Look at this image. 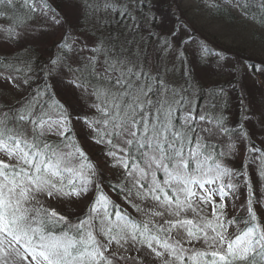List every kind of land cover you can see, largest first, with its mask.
<instances>
[{"label":"snow or ice","instance_id":"1","mask_svg":"<svg viewBox=\"0 0 264 264\" xmlns=\"http://www.w3.org/2000/svg\"><path fill=\"white\" fill-rule=\"evenodd\" d=\"M142 2L77 0L80 19L95 38L89 43L78 34L70 40L65 32L56 54L39 68L31 57L0 53V87L20 93L12 105L0 100V264H264V221L252 195L247 217L227 211L241 186L252 187L243 164L230 166L237 140L247 156L259 153L257 173L264 179V149L252 140L264 137V111L255 132L240 121L234 128L222 107L225 89L214 88L213 102L201 105L190 69L183 84L169 82L174 61L184 65L187 51L164 41L161 52L174 49L172 69L148 58L143 38L136 37L142 30L151 35L156 17L139 14ZM203 3L219 8L216 0ZM229 5L264 26V0ZM18 9L27 17L19 23ZM0 18L16 23L2 29L8 47L67 23L49 0H0ZM181 30L187 33L183 25ZM176 31L173 25V36ZM188 42L197 45V62L206 61L210 50ZM215 57L223 68L227 58ZM243 68L252 70L245 75L264 73V64L238 61L231 74ZM66 88L86 112L60 99ZM238 100L244 112L256 115L246 96ZM77 125L88 143L99 146L103 167L85 152ZM105 168L114 179L105 180ZM105 186L127 208L105 194ZM78 203L84 204L79 212L69 210ZM255 204L264 208V196ZM55 205H66L64 212Z\"/></svg>","mask_w":264,"mask_h":264},{"label":"trees","instance_id":"2","mask_svg":"<svg viewBox=\"0 0 264 264\" xmlns=\"http://www.w3.org/2000/svg\"><path fill=\"white\" fill-rule=\"evenodd\" d=\"M180 1L181 0H165L161 2V0H143V2L140 5L139 14L141 16H155L156 17L155 23L152 25L151 35H149L147 31L142 30L140 33V36L136 37L137 39L142 37L144 40V45L142 46L143 52L147 53L148 58L153 63L158 62L162 68L166 66L167 68L172 69L173 61H174V49L161 52V49L164 47V41H168L169 43H172L174 45H177V42H178V45L180 47L181 45H183L184 49L188 48L186 50L187 58H190L188 57V54L190 52L194 56L193 58H194V61L196 62H197L196 56L200 54L199 52H195L197 45L195 43H189L188 41H196V42H199L200 44H203L205 47H207L210 50V52L208 54L206 61L198 62L199 68L211 74L210 80L218 78L219 83L211 88H209L208 85L204 86L200 84V81L198 83L195 79V75H194L195 72H192L190 65H187V64L182 65L179 60L174 61L176 70L174 72H169L168 74L167 78L169 82L176 81L177 84H183L185 68L190 69L192 76L194 77V80L192 81V83L194 85L198 84V87H197L199 88L197 90L198 95H199L198 103L201 105L213 102L210 97V94L207 95V92L210 93L214 88L215 89L223 88V89H227L228 91L230 90L228 95L225 97L226 106L222 105V107H225L224 114H225V118L228 124L234 128H238L239 125H237V121H240L247 130L252 131L253 124L256 125V122H258V115L255 109V104L257 102L255 101V98H252L251 102L247 100L248 101L247 106H251L252 110L256 113V115L249 116L246 112H244L240 108L239 103L238 104L235 103V98L237 94L239 93L238 85L241 84L242 86L243 85L246 86V91L248 92V88H250V79H248L247 77L248 75H245V73L251 72L252 70H248L245 68L243 71L237 72L233 76L231 74L233 65L230 66L226 64V61H221L220 63L224 64V67L218 68L215 54L221 53L226 58L228 55H230L231 57H237L238 61L243 60L242 62L243 64L257 65L259 64L258 60H255L253 56H251L250 54H247L248 53L247 51H253V49L245 50L244 48H241V49H235L231 51L230 49H233V48L227 46L224 41H220L216 37L209 38V35L205 36L202 32H200L196 28V26L198 27V24L195 22V18L191 19L187 16L188 13L184 11L182 5L180 4ZM49 2L54 3L52 2V0H49ZM198 2L204 6L203 0H199ZM216 3L219 5L218 9H209L206 7L207 14L210 13L214 21H225V23L227 24L229 23L236 24L238 22L237 20L234 19L235 17L233 14L235 13L230 8H228L229 0H216ZM252 11L256 12L257 9L253 8ZM18 12L21 14V9H18ZM230 12H232L233 14ZM7 15L11 17L12 13L9 12ZM16 16H17V21H16L17 23L23 22L25 20L18 15ZM162 16L164 17L163 23H161ZM206 16L208 15H203V17H206ZM240 17L242 19L241 23H244V24L242 25V27L240 26L241 28H239L238 32H235L233 34H236V33L241 34L242 31L245 32L247 30L248 23H251L250 20L248 19L244 20L242 16ZM0 19L5 22H9L11 24H16L10 19H5V18H0ZM177 20H179V23H177ZM182 24L184 27L189 29V32L185 33L183 30H181ZM256 24H258V26L260 27L259 23H256ZM65 25H67L68 27L70 26V24L68 23H66ZM173 25H175L176 30H177L174 36L172 35ZM86 28L88 32L86 36L90 40L89 43H91L92 39L95 38V35L92 34L91 25H88L86 21L79 19L78 29L80 32L84 33L83 35H85ZM110 30H113V29L111 28L106 29L105 35L107 34V31H110ZM180 37H182L183 39H180ZM181 41H184V43H181ZM56 44L57 43L54 41L51 43V46L48 47L49 52H52V53L54 52L52 56H54L57 52ZM10 53H12L13 55L9 56V59H14L15 57L18 56L20 57L21 61H24L28 57H31L34 67H37V68H39L40 65L44 64L49 58L47 55L40 53L38 50H34L31 47L22 52L14 49ZM228 61L230 60L228 59ZM236 64H237V61L234 63V65ZM20 66L22 67L23 64H21ZM255 75H256L255 73L250 75L251 80L253 79L252 77H254ZM254 78H257V77H254ZM229 94L233 95L232 100ZM248 96L249 94H246L247 99H248ZM250 98L251 97H249V99ZM60 99L66 104H70L68 102V98H64L62 96V92H60ZM263 99H264V90H263ZM231 103L233 104V106H231V110H230L229 106ZM261 108H262V111H264V103L262 104ZM211 111L213 113H216L218 110L212 109ZM177 116H179V113H177ZM76 131L81 136L80 143L82 144L85 150L84 144L86 140L83 138V134L81 132L79 125H77ZM261 149H264V148H261ZM253 160L255 159L253 158L251 161L248 160L246 164L243 163L244 171H247L246 173L251 177V184L253 183L254 185L256 184L258 185L259 182L264 181V179H261L257 173V168L260 165V161H256L257 160L256 159L255 162H253ZM235 164L237 166L236 169H240L241 164L239 163V161H235ZM248 191H249V194H251L253 197L254 195H256L258 190L248 189ZM253 200H254L253 207H255L256 205L255 199L253 198ZM247 216H239V217H247Z\"/></svg>","mask_w":264,"mask_h":264},{"label":"rangeland","instance_id":"3","mask_svg":"<svg viewBox=\"0 0 264 264\" xmlns=\"http://www.w3.org/2000/svg\"><path fill=\"white\" fill-rule=\"evenodd\" d=\"M77 0H52L56 6L59 7L60 11L62 14L67 18V23L70 24V38L71 39H76L77 35H80V38H89L86 35H83L84 33L80 32L78 29V20L80 17V11L79 8L76 6ZM165 0H161L163 2ZM199 0H181L180 4L182 5L184 11L188 13V17L191 19L195 18V22L198 24V27L196 28L202 32L205 36L209 35V38L211 37H216L220 41H224L227 46L233 48L230 49L235 50V49H241L244 48L245 50L253 49V51H247V54H250L255 58V60H258V62L261 64H264V26H258L256 23H248L247 25V30L244 32L242 31L241 34L236 33L238 32L239 28L242 27L244 23L242 22L241 15L237 13L235 10L230 8V5H228L235 14L234 19L237 20L238 22L235 23H225V21H214L213 18L211 17V14H207V9L201 3L198 2ZM175 5V4H174ZM173 5V6H174ZM203 15H208L206 17H203ZM238 15V16H236ZM245 20V18H244ZM33 23H39V19L36 21H33ZM183 25V24H182ZM241 26V27H240ZM14 28L16 25L7 23V22H2L0 21V53H10L12 50L16 49L19 51H25L28 48H33L34 50H38L40 53H43L47 55L48 57L52 56L53 53L48 51V47L51 46L52 42L58 43L61 39V37L65 34V32H68L66 29L68 28L66 25L63 27H49L47 28L46 31H37L35 32L28 40L23 41L20 45H13L12 47H8L5 45L4 41L8 38L7 33L3 32L2 29L6 28ZM249 30V31H248ZM253 31V32H251ZM187 32H189V29H187ZM191 32V31H190ZM180 39H183L180 37ZM90 42V40H89ZM178 45V42H177ZM188 48H186L187 50ZM187 62H190L191 64V69L192 72H195V79L196 81L202 85H212L215 83V79L210 80V73L203 71L201 68H197L198 64L196 61L192 62L191 57H194L190 52L188 54ZM259 66V65H258ZM248 69V68H246ZM249 70V69H248ZM257 78H253L251 81V76L248 75V79H250V88H248L247 94L250 95L251 100L252 98H257V103L255 104V109H257L256 113L258 115V120H259V113L262 111L261 108V89L264 88V73H255ZM258 88H260L258 91H256ZM242 92L239 93L238 97L243 94L246 96V90L244 88H241ZM62 96L64 98H68V102L70 105L76 110L80 112H86L87 109L83 108L81 105L80 100L78 99L77 95L75 94L74 90L66 88L63 89L62 91ZM0 93L2 94L1 100H3L4 103L10 105L14 103L15 96L19 97L20 93L15 92L14 90L7 89L6 86L0 87ZM260 107V108H259ZM260 128L259 123L257 122L255 125V128L252 129L253 132H255L257 129ZM253 140L258 143V146L262 145L264 146V143L261 141L264 140V137H258L256 135H253ZM85 147L90 148L93 153H96L95 160L98 161L97 164H100L101 167L103 165L101 164V157L98 155L100 152L99 146L95 144H90L87 141H85ZM89 149V150H90ZM238 153H240L238 151ZM94 160V161H95ZM230 166L235 168L234 163L230 162ZM106 174L107 178H113V173L110 169L105 168L104 169V175ZM261 187V186H259ZM264 190V189H263ZM104 193L109 195L113 201H115L117 204H120L122 207H126L127 205L123 203V201L114 195V193L109 190V188L103 189ZM247 189H245L243 186H241L240 192H239V197L238 199L232 200L231 198L228 199V208L227 211L231 217L243 215L246 213V201L248 199L247 197ZM257 195V194H256ZM254 195V197H256ZM58 211L64 212V208L66 205H55ZM84 207L83 203H78L75 206H72L69 210L72 212H79L81 208ZM259 208H262L259 206ZM132 211L130 208L128 209ZM135 214V213H133ZM136 215V214H135ZM138 219H141V217L137 216ZM229 231H235L234 227H230Z\"/></svg>","mask_w":264,"mask_h":264}]
</instances>
